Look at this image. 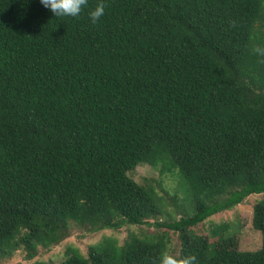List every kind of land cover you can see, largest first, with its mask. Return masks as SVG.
Instances as JSON below:
<instances>
[{"label":"trees","instance_id":"16d2710c","mask_svg":"<svg viewBox=\"0 0 264 264\" xmlns=\"http://www.w3.org/2000/svg\"><path fill=\"white\" fill-rule=\"evenodd\" d=\"M144 164L161 177L136 182ZM247 201L260 249L232 223L197 231ZM73 224L139 229L58 264H264V0H87L76 18L0 0V258Z\"/></svg>","mask_w":264,"mask_h":264},{"label":"rangeland","instance_id":"374dc122","mask_svg":"<svg viewBox=\"0 0 264 264\" xmlns=\"http://www.w3.org/2000/svg\"><path fill=\"white\" fill-rule=\"evenodd\" d=\"M131 177L139 184H147L151 181H156L161 177L160 169H155L154 167L144 164L138 166L131 174ZM150 180V181H148ZM170 181V182H169ZM163 180L165 184L174 185L171 180ZM171 186V187H172ZM252 195L251 197H255ZM245 202L234 208L233 210L223 212L212 217L210 220L206 221L205 224L198 228L200 234L209 236L210 228L215 224H221L224 222L232 223L234 229H236L235 235L239 242V248L242 251H256L261 248L262 237L261 234L254 230L252 227V204L253 201ZM171 210H174L171 208ZM181 216L179 213L176 214V219ZM145 228V227H144ZM138 227H124L119 231L104 230L99 233L87 232L85 228L74 226L71 227V236L63 241L60 245L54 246L50 251H45L40 249L37 257L33 260H27L25 257V252L18 250L12 258H0V264H32L37 261H44L48 263L58 264L65 259L66 250L69 245L76 247L80 250L83 255H87L88 248L99 242L105 237L117 238L120 244H122L131 231H137ZM151 232H154L152 230ZM172 237L173 251L171 253L177 255L179 254L180 245L177 236L170 233ZM213 240V239H212Z\"/></svg>","mask_w":264,"mask_h":264},{"label":"clouds","instance_id":"9594fccd","mask_svg":"<svg viewBox=\"0 0 264 264\" xmlns=\"http://www.w3.org/2000/svg\"><path fill=\"white\" fill-rule=\"evenodd\" d=\"M39 2L52 13L53 17L76 18L87 7V0H39ZM104 11V4L100 3L88 12L91 22L96 23L103 16ZM195 259L194 256L177 259L168 252H164L160 256L159 264H194Z\"/></svg>","mask_w":264,"mask_h":264}]
</instances>
